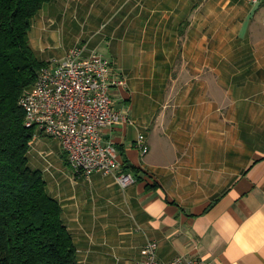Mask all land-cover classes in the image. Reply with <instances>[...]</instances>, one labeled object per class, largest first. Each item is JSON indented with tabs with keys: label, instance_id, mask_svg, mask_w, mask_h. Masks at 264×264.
<instances>
[{
	"label": "crops",
	"instance_id": "crops-1",
	"mask_svg": "<svg viewBox=\"0 0 264 264\" xmlns=\"http://www.w3.org/2000/svg\"><path fill=\"white\" fill-rule=\"evenodd\" d=\"M63 4L80 37L57 59L99 53L128 79L113 94L127 122L103 134L119 173L137 178L127 188L103 173L87 179L61 141L34 139L30 167L62 208L78 264H140L150 242L165 264H264V2Z\"/></svg>",
	"mask_w": 264,
	"mask_h": 264
},
{
	"label": "trees",
	"instance_id": "trees-1",
	"mask_svg": "<svg viewBox=\"0 0 264 264\" xmlns=\"http://www.w3.org/2000/svg\"><path fill=\"white\" fill-rule=\"evenodd\" d=\"M54 1L0 0V264H78L62 208L43 173L30 167L36 130L25 126L20 106L49 63L37 56L30 33Z\"/></svg>",
	"mask_w": 264,
	"mask_h": 264
},
{
	"label": "built area",
	"instance_id": "built-area-1",
	"mask_svg": "<svg viewBox=\"0 0 264 264\" xmlns=\"http://www.w3.org/2000/svg\"><path fill=\"white\" fill-rule=\"evenodd\" d=\"M263 3L264 0H251ZM84 49L73 48L61 61L50 60L35 85L20 100L26 113L25 126L59 140L73 168L87 179L95 173L115 177L122 188L137 182L127 173H119V154L103 131L127 122L126 110L116 108L113 94L127 88L115 65L104 55L84 56ZM34 138V139H35ZM137 147L143 155L149 152L144 135ZM140 264H165L158 258V244L150 242ZM167 264H205L202 260L177 257Z\"/></svg>",
	"mask_w": 264,
	"mask_h": 264
},
{
	"label": "rangeland",
	"instance_id": "rangeland-1",
	"mask_svg": "<svg viewBox=\"0 0 264 264\" xmlns=\"http://www.w3.org/2000/svg\"><path fill=\"white\" fill-rule=\"evenodd\" d=\"M63 2L64 0H56L54 7H51L50 4L46 5L35 19L31 31L32 33L36 32L32 44L37 46L40 59L44 58L43 60H47V62L50 60L61 61L57 58L63 56L67 44H74L80 37V31L75 24L67 22L70 13L63 15V6H65Z\"/></svg>",
	"mask_w": 264,
	"mask_h": 264
}]
</instances>
